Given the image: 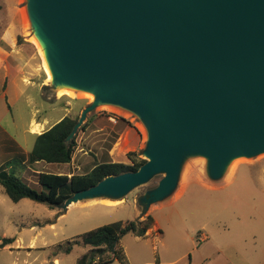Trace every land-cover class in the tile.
Returning <instances> with one entry per match:
<instances>
[{"label":"water","instance_id":"1","mask_svg":"<svg viewBox=\"0 0 264 264\" xmlns=\"http://www.w3.org/2000/svg\"><path fill=\"white\" fill-rule=\"evenodd\" d=\"M55 90L95 95L70 140L100 105L131 111L144 124L146 162L75 192L83 200L138 197L151 204L178 187L189 156L206 158L220 179L231 161L264 153V0H27Z\"/></svg>","mask_w":264,"mask_h":264},{"label":"rangeland","instance_id":"2","mask_svg":"<svg viewBox=\"0 0 264 264\" xmlns=\"http://www.w3.org/2000/svg\"><path fill=\"white\" fill-rule=\"evenodd\" d=\"M26 5L27 0H0V30L14 25L17 46L27 62L23 81L29 84L23 95L15 93L16 87H24L19 82L16 87L9 84L7 98L0 101V127L31 149L35 136L25 129L33 114L39 116L47 109L50 123L64 111L80 117L94 98L93 93L78 89L61 94L47 81L40 55L43 47L34 36ZM0 45L7 48L1 41ZM88 118L92 120L86 133L80 129L76 132L74 161L82 165L80 170L76 168V173H85L92 164L105 161L97 152L104 155L108 144L114 145L127 128L139 134L136 151L142 150L147 141V130L140 118L119 106L100 105ZM93 130L96 131L86 137ZM116 132L120 133L115 141ZM2 154L5 152H0V163L14 155L7 152L5 160H1ZM206 161L202 156L187 157L176 190L151 204L147 212L138 197L156 187L163 174L155 175L123 198L83 200L72 203L66 210L61 206L50 208L28 198L15 202L0 184V243L4 237L15 238L0 247V264H76L89 247L76 245L70 253L57 257L53 254L54 248L89 230L114 221L132 220L141 213L151 214L155 223L146 237L130 233L123 236L121 245L129 264H264V153L234 159L236 171L229 180L226 179L228 169L223 178H209ZM127 163H131L129 158ZM60 165L43 161L34 168L44 172L74 171L73 164L65 168H59ZM9 170L31 179L28 183L31 187L46 189L33 183L35 173L27 172L19 161L14 160ZM109 264L122 263L116 260Z\"/></svg>","mask_w":264,"mask_h":264},{"label":"trees","instance_id":"3","mask_svg":"<svg viewBox=\"0 0 264 264\" xmlns=\"http://www.w3.org/2000/svg\"><path fill=\"white\" fill-rule=\"evenodd\" d=\"M0 41L7 45L5 41ZM78 120L79 117L66 114L49 129L38 134L29 153V162L45 161L59 164L71 162L77 147L76 134L70 140L67 138ZM91 120V118H88L79 129L85 131ZM118 133L116 132L115 141ZM112 145V143L108 144L105 153H108ZM141 154L142 150L129 151L127 155L131 163L103 161L97 163L85 173L69 175L67 173L41 171L36 174V181L38 185L46 188L43 190L31 187L27 179L16 175L12 170L8 171L7 168L12 163V161H8L0 166V184L3 186L5 193L15 202L28 198L35 202L45 203L50 208H55L61 206L75 192L97 184L108 175L137 170L146 162V159L140 156ZM49 222L54 223L52 220H49ZM154 223L151 214L141 215L132 220L114 221L89 230L75 239L58 244L54 248L53 254L56 257L60 254H68L76 245H83L89 247V249L78 258L76 264H109L116 260L122 264H129L121 245L123 236L130 233L138 237H146ZM158 231L161 232L160 229ZM14 240L15 238L12 237H4L0 247L10 244Z\"/></svg>","mask_w":264,"mask_h":264},{"label":"crops","instance_id":"4","mask_svg":"<svg viewBox=\"0 0 264 264\" xmlns=\"http://www.w3.org/2000/svg\"><path fill=\"white\" fill-rule=\"evenodd\" d=\"M0 40L5 41L8 45L7 48L0 45V101H2L4 98H7L9 84H13L16 87V84L19 82L21 84L20 86H24L23 89L21 88L17 89V87L15 88V93L18 95H23V93H25L28 90L29 84L23 81L24 76H26V74L24 73V70H25V66L27 62H26V58L23 52H21V50L17 46V41H16V37L14 34V25H11L10 27H7V28L5 27V29L3 28L1 30ZM21 77H22V80H20ZM52 105H53V109H55L56 108L55 105L54 104ZM66 114L67 113H65L64 111V114L62 116H59L57 119H54L52 123H50V119L48 117L49 111L47 109L44 113H42L39 116H37L36 114H33L27 123V128L25 129V132L30 133L31 135H34L35 140H36V137L38 134L49 129L55 123L60 121ZM37 125H38V128L35 130V127ZM94 131L96 130L90 131L88 136L86 137L91 136V134ZM83 133H86V130L83 131ZM137 137L139 139V134L134 129L127 128L120 134L115 144L112 146L111 149L108 150V153L101 155V153L97 152L98 154L96 155L99 157V154H100V158H104L105 161L111 160L114 162L127 163L128 162L127 153L129 151L136 150L139 148V141ZM35 140H34V143H35ZM117 144L119 146L117 147V149H115ZM32 148L28 149L22 143L16 140L12 135H10L8 131L0 127V152H5V154H2L1 160L2 159L5 160L4 156L6 155L7 152H11V154H14L13 156H10L8 159L3 161V163H0V166L5 164L8 161H12L13 163L14 160H17L21 163L23 167L26 168L27 172L28 170H30L31 172L35 173V176H36V174L41 172L42 170L35 169L34 166L35 165L38 166L43 161H37L34 163L29 162L28 160L29 153L31 152ZM80 150H83V149L81 148ZM86 152L87 151L83 152V154ZM76 155L77 154L73 156V159L71 162L67 164L64 163L65 165L61 164L59 168H65L67 167V165L73 164L72 169L74 171L71 173L70 171L71 169H70L67 172V174L69 175L76 173V168L80 170L82 168V165L79 162L74 161ZM12 163L10 164V166L12 165ZM10 166L7 168L8 171H11L9 170ZM93 167H94V164H92V167H90V169H92ZM57 173H62V171L57 172ZM25 179L31 182V179L29 178H25ZM226 179L229 180L231 178L226 177ZM33 183L37 184V181L34 180ZM109 202L111 203L110 205H114L112 204L113 201H109ZM74 204H77V203H74ZM83 204H86V203H83ZM137 214H139V212ZM139 215L141 216L142 213Z\"/></svg>","mask_w":264,"mask_h":264},{"label":"bare ground","instance_id":"5","mask_svg":"<svg viewBox=\"0 0 264 264\" xmlns=\"http://www.w3.org/2000/svg\"><path fill=\"white\" fill-rule=\"evenodd\" d=\"M40 55L42 56V58H43V67L45 68V71H46V73H47V81L48 82H52L53 81V78H54V76H53V72H52V70H51V68H50V65H49V62H48V60H47V58H46V55H45V52L43 51V50H41L40 49ZM75 88H73V87H68V86H63V87H60V88H58V92L59 93H73V90H74ZM60 94V95H61ZM92 97L94 98L95 97V95L94 94H92ZM38 128V125L35 127V130ZM43 128V127H42ZM236 168V166H234V164L232 163V161H231V163L229 164V166L227 167V169H228V174L227 175H229V178H232L234 175H235V172L233 173V171H234V169ZM235 171H236V169H235ZM181 194V193H180ZM179 194V195H180ZM109 202V201H108ZM118 203V202H117ZM116 203V204H117ZM111 204V203H110Z\"/></svg>","mask_w":264,"mask_h":264},{"label":"built area","instance_id":"6","mask_svg":"<svg viewBox=\"0 0 264 264\" xmlns=\"http://www.w3.org/2000/svg\"><path fill=\"white\" fill-rule=\"evenodd\" d=\"M111 119L115 121V118L114 117H111Z\"/></svg>","mask_w":264,"mask_h":264}]
</instances>
